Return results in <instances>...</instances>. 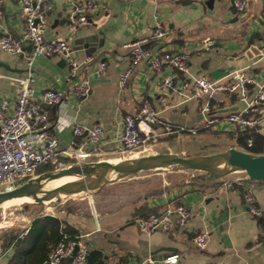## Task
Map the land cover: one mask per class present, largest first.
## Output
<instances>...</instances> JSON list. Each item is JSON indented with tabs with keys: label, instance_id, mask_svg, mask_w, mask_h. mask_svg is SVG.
I'll list each match as a JSON object with an SVG mask.
<instances>
[{
	"label": "crops",
	"instance_id": "crops-1",
	"mask_svg": "<svg viewBox=\"0 0 264 264\" xmlns=\"http://www.w3.org/2000/svg\"><path fill=\"white\" fill-rule=\"evenodd\" d=\"M48 1L52 8L43 25L45 38L66 40L70 58L83 61L91 57L92 61L82 64L69 81L70 58L59 54L36 57L33 95L40 101L47 89L64 93L61 104L47 105L51 112L49 130L57 138L60 149H74L75 140L78 144L84 143L85 136L74 135V123L91 127L101 122L111 130L102 152L92 154L85 161H115L121 157L116 150L119 123L126 114L138 113L144 103H150L167 122L184 127L199 124L204 100L188 99L177 92V87L190 83L196 75L224 82L232 80L239 70L264 74V0H250L247 10L241 14L235 10L234 0L198 3L100 0L101 8L80 25L70 24L68 12L70 2L82 3L83 0ZM157 18L166 27L163 39L153 36ZM25 27L21 0H5L0 36L8 33L19 38ZM134 41L143 42L153 52L187 55L189 75L164 68L165 72L176 75V89H171L166 96L169 106L159 101L163 96L159 89L163 73L151 68L146 61L132 63L129 43ZM30 47L27 45L26 51H30ZM101 61H106L108 66L104 74L98 75ZM130 66H133V74L128 83L121 86L120 75ZM25 69L26 60L21 55L0 47V97L10 99L9 111L14 109L15 97L7 76H21ZM86 79L90 81L91 90L87 97L80 98L76 89ZM223 104L224 108L234 110L244 107V102L236 97L228 98ZM261 119L264 126V111ZM234 129H202L197 135L183 133L172 138L165 135L155 141L169 144L168 148L178 147L177 153H186L185 140L189 139L190 143V138L197 140L208 137L212 131L227 133ZM227 136L235 144V140ZM65 159L68 157H63L62 161ZM183 172L186 171L171 172L170 179L153 178L143 184L137 181L138 176L121 179L106 187L114 189L95 195L96 208L86 201L82 203L87 198L79 200L75 210L62 206L49 211L50 206L31 204L16 217L20 218V224L13 220L9 225H0V236L27 233L37 218L50 215L78 230V241L89 247L91 264L138 263L150 256H177V264H264V216L251 215L244 199L245 190L251 188L264 211V181H249L243 172L222 179L189 176ZM179 204L185 205L191 213L183 226L151 233L141 230L138 219L146 212L162 213ZM202 231L208 233L207 245L199 248L193 237ZM26 233L20 236L23 242L19 246L12 244L6 248L3 264H8L13 257L21 261L30 251L36 237H25Z\"/></svg>",
	"mask_w": 264,
	"mask_h": 264
},
{
	"label": "built area",
	"instance_id": "built-area-1",
	"mask_svg": "<svg viewBox=\"0 0 264 264\" xmlns=\"http://www.w3.org/2000/svg\"><path fill=\"white\" fill-rule=\"evenodd\" d=\"M198 3L202 0H177ZM250 0H234V7L238 14L247 10ZM22 11L25 19V31L19 38L5 33L0 36V47L4 51L19 54L26 60V69L23 75H10L7 80L14 90L15 106L9 111L11 101L8 97H0V192L11 190L23 183L27 178L36 177L37 169L43 165L52 163L57 169L67 167L61 159L68 157L76 162H84L92 154L102 152L103 143L111 135V130L101 122H96L91 127L74 123L73 133L76 137L85 136V141L78 144L73 141L74 149H60L57 138L49 130L51 112L47 105L61 104L64 101V93L56 89H47L40 101L33 95L32 82L34 80L33 64L40 55H64L68 59L69 45L66 40L50 41L44 36L43 25L47 13L52 5L48 0H21ZM5 0H0V17L3 14ZM68 20L72 25H80L89 21L102 6L100 0H83L82 3L70 2ZM166 35V27L159 18L155 21L153 36L163 39ZM30 45L31 50L26 51ZM131 48L132 63L137 64L146 61L151 68L162 74L159 85L160 103L167 107L169 102L167 94L171 89H176L173 72H165L168 67L183 75H189L188 57L181 52L161 51L153 52L144 46L141 41L129 43ZM70 68L67 80L72 81L77 69L82 64H88L92 58L79 61L69 59ZM108 63H99L98 75L104 74ZM133 66H130L120 75V84L125 86L131 75ZM177 92L188 99H203L201 108L202 120L193 127H184L163 120L159 112L150 103H144L138 113H128L119 123L116 133V150L124 157L125 153L136 151L145 146L150 140H157L159 136L182 135L189 133L197 135L202 129L227 130L231 128L239 131L255 130L264 134V126L261 124V114L264 111V74L239 70L235 72L233 79L219 82L210 79L206 75H196L188 84L177 87ZM91 90L88 79L81 81L76 89L80 98L88 96ZM231 95H236L244 102V107L237 110L222 111L225 109L220 103L225 102ZM230 108V107H226ZM248 145H252L253 139L248 138ZM90 149V150H89ZM248 178V177H247ZM28 179V180H29ZM249 179V178H248ZM239 180V179H237ZM244 199L248 212L258 218L264 216V211L257 203L253 191L248 188L244 192ZM190 210L183 204L172 209H167L161 214H151L148 218L138 219L142 231L151 233L156 230L170 231L183 226L190 218ZM23 231L20 236H23ZM208 233L202 231L193 237L194 244L199 248L207 245ZM77 246V251L74 252ZM6 248L0 243V264ZM90 250L85 242L68 240L60 242L50 253L46 264H91ZM69 258V260H67ZM177 256L148 257L138 263L120 264H169L176 263Z\"/></svg>",
	"mask_w": 264,
	"mask_h": 264
},
{
	"label": "water",
	"instance_id": "water-1",
	"mask_svg": "<svg viewBox=\"0 0 264 264\" xmlns=\"http://www.w3.org/2000/svg\"><path fill=\"white\" fill-rule=\"evenodd\" d=\"M182 3L189 2L182 1ZM229 110L234 109H222V111ZM225 158L232 161L231 167L219 166V162ZM166 168L202 171L214 179L244 172L250 180L264 181V154L229 148L213 154L186 156L182 153L160 152L116 162L107 159L77 162L54 171L43 172L11 190L0 192V207L8 201L20 198H30L33 202L43 205L58 200L60 196L71 197L70 194L78 189L85 191L83 196H90L121 179L135 176L143 171ZM66 177L71 179L55 187H45L49 181ZM76 251L77 246L74 252Z\"/></svg>",
	"mask_w": 264,
	"mask_h": 264
},
{
	"label": "trees",
	"instance_id": "trees-1",
	"mask_svg": "<svg viewBox=\"0 0 264 264\" xmlns=\"http://www.w3.org/2000/svg\"><path fill=\"white\" fill-rule=\"evenodd\" d=\"M177 72V71H175ZM236 97V95H231L229 97L232 100ZM224 102L220 103L221 107H224ZM205 131L210 130V128L204 129ZM213 134L218 133H226L222 131H212ZM229 138H233L235 140L236 146L242 148L245 151L255 153V154H264V134L257 133L255 130L250 129L248 131H239L238 129H234L233 132H227ZM172 138L176 136V134L168 135ZM248 138H252V145H248ZM151 142L153 140H150ZM149 141V142H150ZM62 160V159H61ZM67 164H73L76 162L75 159L68 158L63 160ZM57 169L56 164H46L37 169V174H41L46 171H54ZM27 178L25 181H27ZM24 181V182H25ZM249 181H253L250 180ZM21 182L18 183V185ZM33 205H40L38 203H26V207ZM70 210L71 208H67ZM161 214L158 211H148L145 213L143 218H148L151 214ZM36 239L32 243V247L30 251H28L25 257L19 261L17 258L13 257L8 264H46L50 253L57 247V245L62 241L68 240H78V230L69 225L66 221L62 220L59 217L47 215L43 218H37L32 224L31 228L27 231L25 237H33ZM23 240L20 237V233L17 234H2L0 236V243L8 248L10 245H14L15 247L19 246ZM90 259V258H89ZM92 261V260H90Z\"/></svg>",
	"mask_w": 264,
	"mask_h": 264
},
{
	"label": "rangeland",
	"instance_id": "rangeland-1",
	"mask_svg": "<svg viewBox=\"0 0 264 264\" xmlns=\"http://www.w3.org/2000/svg\"><path fill=\"white\" fill-rule=\"evenodd\" d=\"M212 134V135H211ZM228 137L225 133H218L213 135V133H210L208 137L206 136L205 138L194 140V138H190V143L189 139L184 141V145L188 147V150L186 153H182L186 156H191V155H202V154H213L217 152H223L229 148H238L242 149L236 144H233L227 139ZM169 144L166 143H160L157 141H150V143H146V146H141L139 149L136 151L132 152H127L125 153L124 157H118L114 162L119 161L121 159H128V158H134V157H140L144 155H150L154 153H160V152H175L177 153L178 147H171L168 148ZM243 150V149H242ZM120 156V155H118ZM186 171L183 172L186 175L189 176H195L198 177L200 175H208L202 171H197V170H185V169H173V168H166V169H154V170H148V171H143L138 173L135 176L139 177V183L143 184L146 183L148 179H153V178H171L173 177L171 172L175 171ZM244 173V172H243ZM246 175V174H243ZM247 176V175H246ZM132 177V176H131ZM227 177H231L227 176ZM67 178V177H66ZM63 178L61 179L62 182L66 179ZM198 179V178H197ZM56 180L49 181L46 183L45 187L46 188H51L54 186ZM53 183V184H52ZM108 186V185H107ZM105 186L99 193L93 194V195H86V196H80V194L75 195V197H69V196H60L58 200L52 201L50 203L44 204L47 205L49 208V211L56 210L59 207H71L73 210H75L81 199L87 198L86 200H83L82 203L89 205L90 207L96 208V200H95V195H98L100 193H104L109 189H114L113 187L111 188H106ZM121 190V189H120ZM114 192V190H113ZM115 193V192H114ZM79 201V202H78ZM34 203V202H33ZM29 207V206H28ZM26 208L25 203H20L19 205H13V206H2L0 207V225H9L13 220L15 223L18 225L20 224L19 219H16V217L20 214L21 210H24ZM1 226V227H4Z\"/></svg>",
	"mask_w": 264,
	"mask_h": 264
},
{
	"label": "bare ground",
	"instance_id": "bare-ground-1",
	"mask_svg": "<svg viewBox=\"0 0 264 264\" xmlns=\"http://www.w3.org/2000/svg\"><path fill=\"white\" fill-rule=\"evenodd\" d=\"M219 166L221 168L224 167H231L232 166V161L229 158H225L222 161L219 162ZM71 178L67 177L63 182L62 180H56L55 184L53 187L58 186L63 184L64 182L70 180ZM53 184V183H52ZM80 194V196H83L85 194V191L83 189H78L77 191H75L74 193L70 194L71 197H75V195ZM32 199L30 198H20V199H14L11 201H8L4 204V206H13V205H19L20 203H32Z\"/></svg>",
	"mask_w": 264,
	"mask_h": 264
}]
</instances>
